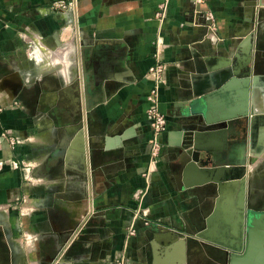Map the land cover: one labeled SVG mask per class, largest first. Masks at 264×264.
I'll return each instance as SVG.
<instances>
[{"label":"crops","instance_id":"obj_1","mask_svg":"<svg viewBox=\"0 0 264 264\" xmlns=\"http://www.w3.org/2000/svg\"><path fill=\"white\" fill-rule=\"evenodd\" d=\"M52 2L0 0V66L11 73L5 95L13 100L2 105L0 126L17 133V144L9 147L2 141V151L18 162L6 166L0 178V204L12 223L2 227L20 248L3 250L8 264H53L60 258L63 264H114L121 253H128V264H147L148 253L149 264L195 263L185 239L171 230L208 220L213 197L208 185L186 187L179 174L181 126L189 102L198 96L211 94L216 113L240 106V85L228 84L222 74L247 56L255 71L250 103L264 113V79L258 85L255 80L256 74L264 76V0H76L78 24L69 56L57 45L68 34V14L51 11ZM207 11L215 16L213 32L204 17ZM31 43L37 47L32 56L25 50ZM42 45L43 54L38 53ZM81 48L92 84L88 109ZM155 52L165 67L157 104L167 129L160 161L147 172L150 128L145 112L156 79L148 72ZM38 79L44 80L39 91ZM223 85L227 87L221 89ZM83 112L84 143L72 129L83 123ZM236 149L220 144L216 151L225 157L232 151L234 157ZM137 207L156 223L144 226ZM223 215L228 209L218 211L213 230L215 219L228 223ZM133 221L136 240L150 229L157 231L149 252L145 244L132 248V237L123 250ZM156 224L170 232L157 230ZM253 235L249 255L258 264L264 248L259 249L262 238Z\"/></svg>","mask_w":264,"mask_h":264},{"label":"rangeland","instance_id":"obj_2","mask_svg":"<svg viewBox=\"0 0 264 264\" xmlns=\"http://www.w3.org/2000/svg\"><path fill=\"white\" fill-rule=\"evenodd\" d=\"M59 1L60 0H53V2L48 7H50L49 9L51 11H62L67 12L68 14L66 24V32L68 34L66 39L63 38L65 41L57 45L62 44L64 50L69 51V56L72 53L71 50H73L74 39L76 37V27L78 24L76 16V0H63L65 7L62 10L57 6ZM54 33L56 34L55 38L60 39V30H57ZM30 39V41H33V37ZM31 44L32 45L27 46L25 50L32 56L37 47L36 45H33V43ZM39 48L40 49H38V53L41 52V54H43L45 49L44 46H39ZM46 53L48 54V52ZM59 55L60 54H57L58 59L60 58ZM262 61H264V57L261 58V71L264 70V64H262ZM29 63L32 64V61ZM41 66H44V64ZM58 66L59 63H57V67ZM1 67L4 66H0V112L3 108L2 105L10 106L11 103H13V100H6L7 96L5 95L7 87L12 86L10 77L11 73L10 71H4ZM45 67L47 66L45 65ZM43 81L44 80L42 79L36 80L35 87L38 89V91L40 88H43ZM1 96L2 98L4 97V101L1 100ZM15 104H17V102ZM252 112L253 113L250 116L246 133L241 138H239V140L236 139L231 144V147L238 146V149H236V154L234 157H232L233 169L228 174H226L225 180L223 181L225 184L231 183L233 185L234 202L236 205L235 213L237 215L240 214L243 216L244 220L242 222L238 220L237 227L234 229L231 227L232 225L230 223H225L222 219H215L217 233L212 236L208 235L210 222L207 219H202L198 223H190L189 225L185 224L181 227V229L173 228V230H171L172 233L182 236L186 241L187 250L192 252V257L195 260V263L192 264H231V257L233 255L239 256L246 252L248 245L249 217L255 213L264 214V113H255L253 110ZM83 114V123L80 122V125H78L79 127H72V129H74L73 133L76 131L75 134L77 132H80V134L83 133V128L85 126V112H83ZM16 135L17 133L13 128L0 126V178H2V171L6 166L8 168L15 167L14 160L3 156L2 143L6 142L9 147L15 146L17 144ZM16 163L18 164L17 161ZM207 185L213 197V201L208 204L209 215L210 213L214 212L216 203L218 204L222 199H224L225 193L223 188H217L215 183H208ZM1 189L2 188L0 186V191ZM241 190L244 192V204L242 207H239L238 201ZM140 196L141 195L138 191H135L133 194L134 199L137 198V200H139L138 198H140ZM136 215H139L138 218L141 219L144 226H153L156 223L155 220L151 219L150 217L140 215L138 207L136 209ZM4 223L6 226L11 228L12 223L10 216L8 215L7 211L3 210L0 204V247L2 250H19L20 248L16 239L12 238V234L8 231V229L6 230V227H2ZM254 227L263 229V226L260 222L255 224ZM127 231L129 235H127L124 239L123 250H128L131 237L132 248L138 246L139 243L147 245L148 252L151 250L150 240L157 231L150 229L146 237L142 235L140 239L136 240L139 235H137V229L135 228L134 221L127 228ZM20 232L24 233L25 237H28L29 232L26 230H21ZM161 245L165 247L167 244L166 242L162 241ZM147 257L148 258L146 261L147 264H149L151 255L148 253ZM129 261L130 257L128 256V253L125 255L124 253H121L120 255L115 256L113 263L128 264Z\"/></svg>","mask_w":264,"mask_h":264},{"label":"water","instance_id":"obj_3","mask_svg":"<svg viewBox=\"0 0 264 264\" xmlns=\"http://www.w3.org/2000/svg\"><path fill=\"white\" fill-rule=\"evenodd\" d=\"M82 50L81 48L82 92L85 107L88 109L91 105L89 91L92 84L89 78L90 70L86 68ZM248 58L250 59V56H247L239 67L236 65L233 69L228 68L222 74V80L229 79L228 84L236 82V84L240 85V106L238 105V107H235L236 109L232 108L223 113H216L209 103L211 94L198 96L188 104V109L185 113L186 119L182 123L181 137L177 145L178 171L186 187L215 183L217 188H220V184L225 180L226 174L233 169V152L230 151L228 157H225L224 153H219L216 149L220 144L224 147L227 144L231 145L236 140L233 138L236 137L239 140L246 133L250 116L253 113L249 91L250 86L254 85L252 74L255 73ZM234 75L241 78H235L233 77ZM226 87L227 85H223L221 89ZM238 126L240 129L235 131ZM193 165L210 173H213L220 166L226 167V171L222 177H210L203 181L187 183V173L190 172ZM156 227L157 230L164 233L170 232V229L165 225L156 224ZM53 264H63V258Z\"/></svg>","mask_w":264,"mask_h":264},{"label":"built area","instance_id":"obj_4","mask_svg":"<svg viewBox=\"0 0 264 264\" xmlns=\"http://www.w3.org/2000/svg\"><path fill=\"white\" fill-rule=\"evenodd\" d=\"M57 6L62 10L65 5L63 0L57 3ZM204 17L209 30L213 32L215 30V16L212 12H205ZM157 52V51H156ZM153 53V62L148 67V72L155 76V82L152 84L149 90L148 105L146 108V119L149 124L150 134L147 140L148 151H147V172L152 171L159 161L161 155L162 142L161 137L167 129V119L163 112L158 108V87L159 85L165 83V67L164 64L160 62L157 53ZM17 166L16 161L14 162ZM131 233V232H130Z\"/></svg>","mask_w":264,"mask_h":264},{"label":"bare ground","instance_id":"obj_5","mask_svg":"<svg viewBox=\"0 0 264 264\" xmlns=\"http://www.w3.org/2000/svg\"><path fill=\"white\" fill-rule=\"evenodd\" d=\"M247 42H249L248 39H247ZM258 46L260 48H263L260 41L258 42ZM55 62H57V61H55ZM261 79H264V76L256 74L255 80L257 82V85H258V80H261ZM257 91H258V88L255 90L254 94ZM252 109H253V111L254 110L258 111L253 105H252ZM255 113H257V112H255ZM77 137L80 140H82V143H84L83 142V137L81 136V134L77 135ZM191 170H193V171H191ZM191 170H190V172L187 173V177H186V182L187 183L203 181V180H206V179H208L210 177H222V175L226 171V167L220 166L213 173L207 172L205 169L198 168V167H196L194 165H193ZM231 185H232L231 183H226L225 184L223 182L220 184V188L221 189L223 188L225 196H224V199H222L216 205L215 211L212 213V215H210V217L208 219L209 222H210V226H209V229H208V235L209 236H212V235H214L216 233V230H213L212 222L214 223L213 218L217 215L218 211L226 213L227 209H228V215H223V217L224 216L226 217L227 222L230 223L232 225L231 227L234 228V229H236V227H237V221L238 220H240L241 222L244 220L243 216H241L240 214L237 215L235 213V205H234L235 202L233 200V190H232V186ZM242 195H243V197H242ZM243 204H244V192H243V190H241L240 193H239L238 205H239V207H242ZM225 206H227V209L225 208ZM221 207H223V208L221 210H219ZM263 215L264 214H256V215L252 214V216L249 217V220H248V223H249L248 235L249 236L251 235V230L255 229L254 225L259 223V222L260 223L262 222V217H264ZM174 234L177 235L176 233H174ZM180 237H182V236H180ZM249 253H250V251L246 250V252L243 253L242 255H239V256L238 255H233L231 257V262L230 263L231 264H255V263H253L251 261ZM259 258L261 259L260 260L261 263H258V264H264V256H260Z\"/></svg>","mask_w":264,"mask_h":264},{"label":"flooded vegetation","instance_id":"obj_6","mask_svg":"<svg viewBox=\"0 0 264 264\" xmlns=\"http://www.w3.org/2000/svg\"><path fill=\"white\" fill-rule=\"evenodd\" d=\"M231 186H232V190H233V200H234V188H233V185H231ZM242 197H243V195H242ZM234 205H235V203H234ZM235 207H236V205H235ZM261 224L263 226V229L261 228L260 230H256L257 227H255V229L251 230V233L254 234L252 236V238L254 237V239H255V235H257L259 238H262V241L260 240V244H261V246L259 247L260 250L264 248V246L262 245V242L264 241V217H262ZM250 236L248 235V245L251 244V241H249L250 240ZM248 245H247V249L246 250H250L251 249ZM8 263H9V258H8L7 255L4 254L2 248L0 247V264H8Z\"/></svg>","mask_w":264,"mask_h":264}]
</instances>
